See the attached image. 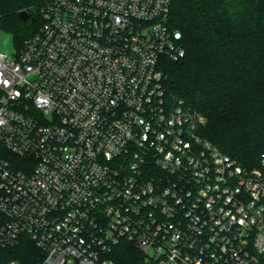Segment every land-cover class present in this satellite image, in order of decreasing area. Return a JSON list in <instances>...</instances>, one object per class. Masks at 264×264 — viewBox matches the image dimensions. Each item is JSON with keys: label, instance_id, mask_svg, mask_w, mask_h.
Returning a JSON list of instances; mask_svg holds the SVG:
<instances>
[{"label": "built area", "instance_id": "2783aa9c", "mask_svg": "<svg viewBox=\"0 0 264 264\" xmlns=\"http://www.w3.org/2000/svg\"><path fill=\"white\" fill-rule=\"evenodd\" d=\"M171 7L51 0L0 52V264H25L9 253L26 241L29 264H99L123 242L146 264H264V154L241 165L168 96L163 63L186 56Z\"/></svg>", "mask_w": 264, "mask_h": 264}, {"label": "trees", "instance_id": "16d2710c", "mask_svg": "<svg viewBox=\"0 0 264 264\" xmlns=\"http://www.w3.org/2000/svg\"><path fill=\"white\" fill-rule=\"evenodd\" d=\"M51 0H0L1 28L17 49L42 25ZM23 11L30 18H19ZM169 26L183 34L186 56L163 63L168 96L185 100L206 123L201 136L245 167H259L264 154V0H172ZM13 164L21 159L9 156ZM29 241L9 258L41 259ZM43 256V255H42ZM136 245L121 243L99 264H146Z\"/></svg>", "mask_w": 264, "mask_h": 264}, {"label": "rangeland", "instance_id": "374dc122", "mask_svg": "<svg viewBox=\"0 0 264 264\" xmlns=\"http://www.w3.org/2000/svg\"><path fill=\"white\" fill-rule=\"evenodd\" d=\"M17 51V47L15 44V39L12 34L5 31L4 29H0V52L9 56H12ZM147 255L151 254V249H147ZM77 264V263H73ZM108 264V263H107Z\"/></svg>", "mask_w": 264, "mask_h": 264}, {"label": "water", "instance_id": "95a60500", "mask_svg": "<svg viewBox=\"0 0 264 264\" xmlns=\"http://www.w3.org/2000/svg\"><path fill=\"white\" fill-rule=\"evenodd\" d=\"M19 18H20L22 21L26 22V21L29 20L30 15H29L28 12L23 11V12H21V13L19 14Z\"/></svg>", "mask_w": 264, "mask_h": 264}]
</instances>
